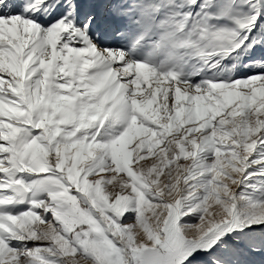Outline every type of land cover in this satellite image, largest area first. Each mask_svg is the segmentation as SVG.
Wrapping results in <instances>:
<instances>
[{
	"label": "snow or ice",
	"instance_id": "1",
	"mask_svg": "<svg viewBox=\"0 0 264 264\" xmlns=\"http://www.w3.org/2000/svg\"><path fill=\"white\" fill-rule=\"evenodd\" d=\"M0 264H264V0H0Z\"/></svg>",
	"mask_w": 264,
	"mask_h": 264
}]
</instances>
